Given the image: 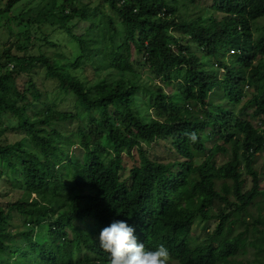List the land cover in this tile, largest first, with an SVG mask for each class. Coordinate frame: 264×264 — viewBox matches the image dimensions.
<instances>
[{"label":"trees","instance_id":"16d2710c","mask_svg":"<svg viewBox=\"0 0 264 264\" xmlns=\"http://www.w3.org/2000/svg\"><path fill=\"white\" fill-rule=\"evenodd\" d=\"M18 1L8 0L7 9ZM193 1L105 0L110 11L97 5L92 11L66 12L64 6L59 13L63 19L91 23L79 34L64 25L81 47L71 68L47 54L4 50L0 182L8 170L20 171L24 190L16 204H0V264H110L98 235L114 220L133 226L147 249L168 247L170 264H264V214L254 220L261 227H254L260 235L252 242L261 257L239 258L247 247L245 230L228 235L238 222L247 226L249 206L263 192L262 174L254 163L264 148V128L238 117L234 108L249 88L248 104L264 116V37L253 36V23L264 16V0H214L203 16L191 20L201 11ZM55 11L45 13L44 21ZM233 48L237 51L231 53ZM140 62L161 77L167 89L157 93L150 119L136 106L140 90L153 92L140 78L135 66ZM83 63L98 76L93 83L73 72ZM39 64L58 80L60 89L74 93L85 110L98 111V118L84 125L71 111L48 107L31 113L41 95L31 73ZM109 69L120 77H101L100 71ZM21 75L29 77L22 87ZM174 78L179 83L170 86ZM6 112L25 129V139L11 141L5 135L1 116ZM60 121H77L78 129H58L69 128L59 126ZM160 139L168 141L166 158L153 154L150 146ZM75 144L82 149L81 158L72 152ZM124 153L133 156L132 165H126ZM219 154L231 156L217 164ZM199 155L201 162L196 161ZM243 162L254 179L248 191ZM125 170L130 182L123 178ZM192 186L201 195L194 208L181 202L190 198ZM215 205L220 221L195 243L197 217L210 218ZM43 223L46 237L37 234ZM216 236L222 241L216 242Z\"/></svg>","mask_w":264,"mask_h":264},{"label":"rangeland","instance_id":"374dc122","mask_svg":"<svg viewBox=\"0 0 264 264\" xmlns=\"http://www.w3.org/2000/svg\"><path fill=\"white\" fill-rule=\"evenodd\" d=\"M193 1V0H188ZM8 0H0V56H2L5 49L10 48L13 53L17 54H27V55H39L47 54L52 58H56L57 63L71 68L72 64L81 55V47L77 40L70 36L69 32L64 25H70L76 33H81L86 27L90 26L91 23L83 21L80 18L63 19L59 14L62 8L65 6L66 12H70L73 9H84L87 8L92 11L95 6L101 5L105 7L107 11H110L109 6L105 0H20L18 1L10 10L7 9ZM201 7V11L195 14L189 19H195L199 16H203L208 8L212 7L214 0H194ZM208 7V8H207ZM55 9V14L48 15L44 21V14ZM210 10H213L212 8ZM253 36L254 39L264 37V16L260 17L253 23ZM48 41L54 42L57 46L49 44ZM194 49H197L196 45H193ZM232 53V52H231ZM2 61L5 62L1 58ZM15 61L9 63L10 68H13ZM135 66L140 72V78L145 80L146 85L153 90L149 92L147 90H140L136 97V106L139 112L146 118L150 119L155 116V99L157 93H167L166 85L161 77H158L147 65L144 63H135ZM82 80L87 83H93L97 79V75L94 74L91 66L82 64L81 69L73 70ZM219 74L223 73V69L218 68ZM34 74L33 80L39 88L41 93L40 98L35 101L34 108L30 109L31 113L42 111L48 107H53L58 110L71 111L80 116V121L82 124L86 125L94 118H98L99 112L93 110L89 112L85 110L77 100V96L74 93H66L60 89L58 80L51 78L46 73V67L42 64L36 65L32 72ZM101 77H107L110 79L119 78L120 74L116 70H105L100 71ZM29 80L28 75H21L19 78V84L22 85L27 83ZM179 83V78L175 79L170 86H175ZM251 98L250 89H247L246 97L243 101L237 104L234 108L236 115L238 117H245L252 120L257 125L263 126L262 120L264 116H259L255 113L252 104H248ZM215 110H218L215 108ZM69 121V120H68ZM2 127L7 126L5 135L11 141L25 139L26 131L18 125L16 117L10 113L6 112L1 116ZM59 126L67 125L69 128H58L63 130H77V121L73 122H56ZM262 128V127H261ZM211 131L208 129V132ZM167 143L165 139H160L156 143H151L150 146H154L153 154L157 152L162 157L166 158ZM213 141H209V145H212ZM72 152H74L79 158L82 155V149L78 144L72 147ZM135 154L136 150L133 149ZM242 152V149H241ZM126 159V165L133 164V156H129L126 153L123 154ZM231 155L219 154L217 155V164H222L227 161ZM202 156L196 158L197 162H201ZM242 169L244 170V178H246L244 191L250 190L254 185V179L251 174L247 172L244 167V162L242 164ZM130 168V166H127ZM254 168L258 171L259 176L262 174L260 189L263 190L261 194L255 197L253 203L249 206V215L247 216L248 224L247 226L240 224L239 222L234 225V228L229 236H233L243 230L246 232L247 247L240 250L239 258H255L261 257L262 254L258 251L252 242L255 237L259 236L260 233L254 231V227H261L259 223L255 224L254 220L264 214V148L256 154V160L254 163ZM8 177H4L0 182V204L11 205L16 204L19 198L23 195V178L20 171L13 172L8 170ZM123 178L130 182L129 171L125 170L122 172ZM221 185L218 184V189ZM190 195L189 199H181L184 205L189 207H197L200 205L201 195H199L196 190L191 187V191H188ZM36 198L34 194L32 200ZM215 206L209 210L210 218H204L202 216L197 217L194 227H193V238L192 241L195 243H200L206 236V233L213 231L218 222L219 218L215 215ZM17 221H21V217H17ZM248 228V230L246 229ZM228 231V229H227ZM37 234L41 237H46L48 234L47 224L43 223L37 228ZM48 238V237H47ZM216 242H221L222 237L216 236ZM84 255L94 259V255L83 251Z\"/></svg>","mask_w":264,"mask_h":264},{"label":"clouds","instance_id":"9594fccd","mask_svg":"<svg viewBox=\"0 0 264 264\" xmlns=\"http://www.w3.org/2000/svg\"><path fill=\"white\" fill-rule=\"evenodd\" d=\"M135 231L126 220H114L101 229L98 240L110 254V264H170L168 247L160 244L154 249H147Z\"/></svg>","mask_w":264,"mask_h":264},{"label":"built area","instance_id":"2783aa9c","mask_svg":"<svg viewBox=\"0 0 264 264\" xmlns=\"http://www.w3.org/2000/svg\"><path fill=\"white\" fill-rule=\"evenodd\" d=\"M235 51H237V50H235V49H232V50H231L232 53H234Z\"/></svg>","mask_w":264,"mask_h":264}]
</instances>
